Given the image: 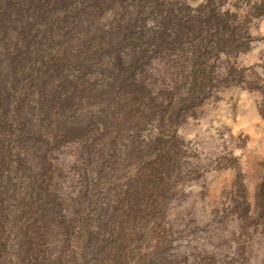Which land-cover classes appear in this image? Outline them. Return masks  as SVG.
Returning <instances> with one entry per match:
<instances>
[{"label":"rangeland","instance_id":"rangeland-1","mask_svg":"<svg viewBox=\"0 0 264 264\" xmlns=\"http://www.w3.org/2000/svg\"><path fill=\"white\" fill-rule=\"evenodd\" d=\"M124 7L108 8L100 25L116 34L142 9L144 25H133L135 37L120 51L125 56L139 52L134 79L143 74V90L153 100L142 109L149 115L140 128L127 125L117 132L113 155L105 144L109 157L98 187L95 235L81 247L78 222L87 205L79 208V202H87L96 188L90 178H96L97 169L80 175L85 168L77 146L68 143L53 155L63 167L54 176L68 205L59 221L49 224L44 241L22 249L8 229L0 238V264H264V0H129ZM206 10L212 19L191 41L189 28L200 25ZM197 48L203 57L199 95L182 109L169 145L172 160L158 175L150 169L154 165L136 163L131 148L147 150L163 113L189 93ZM105 78L93 77L94 88L101 87L104 97H121L119 87L111 89ZM155 156L160 164V152ZM145 181H151L152 200H140L144 216L133 218L126 209L137 207L134 194L144 196Z\"/></svg>","mask_w":264,"mask_h":264},{"label":"trees","instance_id":"trees-1","mask_svg":"<svg viewBox=\"0 0 264 264\" xmlns=\"http://www.w3.org/2000/svg\"><path fill=\"white\" fill-rule=\"evenodd\" d=\"M127 1L0 0V238L9 229L19 238L22 249L28 242L44 241L49 236V224L58 222L59 213L68 205L56 177L63 167L53 156L68 143L77 146L78 160L85 168L81 166L80 175L87 177L89 167L97 169L96 178H90L96 188L87 202L84 198L79 202V208H87L79 217L77 238L82 248L90 242L95 235L102 167L109 157L105 144L109 143L113 155L117 132L127 125L140 128L143 118L149 115L142 109L150 106L153 97L143 90V74L139 81L134 79L141 66L139 52L125 56L120 51L135 37L132 27L140 23L142 9L120 25L116 34L100 25V16L108 8L116 3L124 7ZM199 19L200 25L189 28L191 41L202 32V24L211 21L210 10L199 15ZM153 39L150 37L149 44ZM194 55L187 96L170 112L163 113L160 128L147 150L131 148L136 163L154 165L150 169L158 175L166 173L167 161L172 160L169 145L182 109L199 95L197 70L203 57L198 48ZM104 76L109 79L105 85L111 89L119 87L121 97H104L101 87L94 88L93 77ZM111 107H115L112 113ZM157 151L160 164L155 160ZM141 184L144 196L135 193L137 207L126 209L133 218L144 216L140 200H152L148 193L151 181ZM122 219L124 222L123 216ZM111 220H116L114 211ZM60 226L63 231L68 229L64 223ZM19 259L24 260L22 250Z\"/></svg>","mask_w":264,"mask_h":264}]
</instances>
